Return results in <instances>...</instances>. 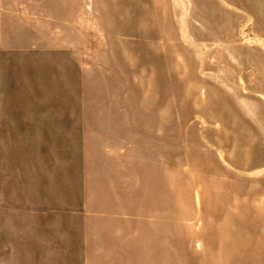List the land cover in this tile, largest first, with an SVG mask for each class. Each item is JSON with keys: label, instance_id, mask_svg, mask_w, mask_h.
<instances>
[{"label": "rangeland", "instance_id": "374dc122", "mask_svg": "<svg viewBox=\"0 0 264 264\" xmlns=\"http://www.w3.org/2000/svg\"><path fill=\"white\" fill-rule=\"evenodd\" d=\"M0 264H264V0L0 1Z\"/></svg>", "mask_w": 264, "mask_h": 264}, {"label": "crops", "instance_id": "0c3cea01", "mask_svg": "<svg viewBox=\"0 0 264 264\" xmlns=\"http://www.w3.org/2000/svg\"><path fill=\"white\" fill-rule=\"evenodd\" d=\"M62 1H66V0H62ZM96 221L97 224L95 225V227L97 226L96 228L98 229L101 220L97 219ZM96 230L94 232V237H97V233L99 234V232H97ZM115 237L116 239L112 240V242L105 241V244L103 245H100L101 244L100 242L97 243L93 242L92 252H90L91 249H88V245H87L86 248L84 249L85 254H134L133 246L132 244H130L132 239L134 238L133 235L129 237L116 235ZM107 247H110L111 250L110 251L106 250ZM87 251H89V253ZM141 254H144V252H141Z\"/></svg>", "mask_w": 264, "mask_h": 264}]
</instances>
